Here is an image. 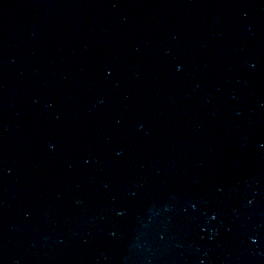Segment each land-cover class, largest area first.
Wrapping results in <instances>:
<instances>
[{
    "label": "water",
    "instance_id": "1",
    "mask_svg": "<svg viewBox=\"0 0 264 264\" xmlns=\"http://www.w3.org/2000/svg\"><path fill=\"white\" fill-rule=\"evenodd\" d=\"M0 264H264V0H0Z\"/></svg>",
    "mask_w": 264,
    "mask_h": 264
}]
</instances>
